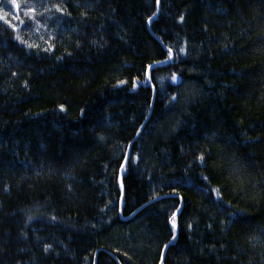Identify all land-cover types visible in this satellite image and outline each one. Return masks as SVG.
Masks as SVG:
<instances>
[{"label": "trees", "instance_id": "trees-1", "mask_svg": "<svg viewBox=\"0 0 264 264\" xmlns=\"http://www.w3.org/2000/svg\"><path fill=\"white\" fill-rule=\"evenodd\" d=\"M0 264H264V0H0Z\"/></svg>", "mask_w": 264, "mask_h": 264}, {"label": "water", "instance_id": "water-1", "mask_svg": "<svg viewBox=\"0 0 264 264\" xmlns=\"http://www.w3.org/2000/svg\"><path fill=\"white\" fill-rule=\"evenodd\" d=\"M149 81V80H148ZM155 100V99H154ZM159 200H161V198H159V199H155V200H153V201H151V202H149V203H147V204H145V205H143L142 207H140L130 218H128V219H131V218H133V217H135L136 215H138L140 212H142L145 208H147L148 206H150V205H152V204H154L156 201H159ZM166 252H167V249H166ZM166 252H165V255H164V258H165V256H166Z\"/></svg>", "mask_w": 264, "mask_h": 264}]
</instances>
